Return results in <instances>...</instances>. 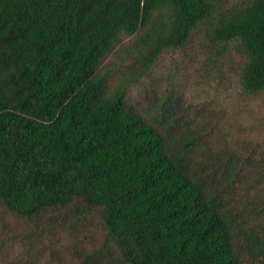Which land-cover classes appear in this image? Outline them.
Here are the masks:
<instances>
[{
    "label": "trees",
    "instance_id": "1",
    "mask_svg": "<svg viewBox=\"0 0 264 264\" xmlns=\"http://www.w3.org/2000/svg\"><path fill=\"white\" fill-rule=\"evenodd\" d=\"M223 2L0 0V207L26 222L0 224V264H264V163L199 157L177 104L151 123L126 98L197 29L216 55L235 44L246 95L264 91V0ZM94 212L99 237L85 232ZM61 230L73 260H42V236Z\"/></svg>",
    "mask_w": 264,
    "mask_h": 264
},
{
    "label": "rangeland",
    "instance_id": "2",
    "mask_svg": "<svg viewBox=\"0 0 264 264\" xmlns=\"http://www.w3.org/2000/svg\"><path fill=\"white\" fill-rule=\"evenodd\" d=\"M242 2L224 0L222 7L230 8ZM130 40L123 37L104 60L110 84L118 82L125 70L126 57L121 49ZM216 53V48L197 29L183 48L163 52L149 73L128 87L127 102L151 123L160 102L168 99L173 106L177 104L182 111L180 125L187 135L197 138L199 157L233 149L238 153L250 151L255 161L264 163V91L252 96L242 91L238 74L243 60L235 44L224 46L222 55ZM239 195L245 196L242 192ZM235 205L240 213L249 215L251 205L239 200ZM87 222L85 232L99 237V213L91 214ZM1 223L21 232L26 229L25 221L0 207ZM63 232L56 231L52 237L42 236L46 246L42 260L54 261L58 257L66 262L73 260L70 256L73 240Z\"/></svg>",
    "mask_w": 264,
    "mask_h": 264
}]
</instances>
